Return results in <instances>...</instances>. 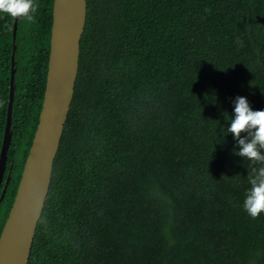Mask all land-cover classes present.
<instances>
[{
  "label": "trees",
  "instance_id": "trees-1",
  "mask_svg": "<svg viewBox=\"0 0 264 264\" xmlns=\"http://www.w3.org/2000/svg\"><path fill=\"white\" fill-rule=\"evenodd\" d=\"M35 2L45 75L52 0ZM85 2L26 264H264L226 133L236 96L264 109V0Z\"/></svg>",
  "mask_w": 264,
  "mask_h": 264
},
{
  "label": "water",
  "instance_id": "water-1",
  "mask_svg": "<svg viewBox=\"0 0 264 264\" xmlns=\"http://www.w3.org/2000/svg\"><path fill=\"white\" fill-rule=\"evenodd\" d=\"M85 10V0L51 2L42 104L13 202L0 231V264L27 262L72 97Z\"/></svg>",
  "mask_w": 264,
  "mask_h": 264
},
{
  "label": "flooded vegetation",
  "instance_id": "flooded-vegetation-1",
  "mask_svg": "<svg viewBox=\"0 0 264 264\" xmlns=\"http://www.w3.org/2000/svg\"><path fill=\"white\" fill-rule=\"evenodd\" d=\"M43 73L42 7L31 22L0 13V231L37 125Z\"/></svg>",
  "mask_w": 264,
  "mask_h": 264
},
{
  "label": "clouds",
  "instance_id": "clouds-1",
  "mask_svg": "<svg viewBox=\"0 0 264 264\" xmlns=\"http://www.w3.org/2000/svg\"><path fill=\"white\" fill-rule=\"evenodd\" d=\"M38 7L35 0H0V13L29 22ZM232 103L234 116L226 118V133H231L238 145L234 153L249 161L250 187L245 192L243 208L255 219L264 212V109L252 110L243 96H236Z\"/></svg>",
  "mask_w": 264,
  "mask_h": 264
}]
</instances>
